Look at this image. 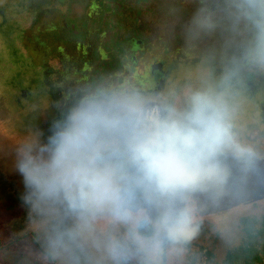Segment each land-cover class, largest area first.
Listing matches in <instances>:
<instances>
[{
    "label": "rangeland",
    "instance_id": "1",
    "mask_svg": "<svg viewBox=\"0 0 264 264\" xmlns=\"http://www.w3.org/2000/svg\"><path fill=\"white\" fill-rule=\"evenodd\" d=\"M30 10L31 0H0V264H223L240 241L239 219L264 214V83L243 86L231 60L220 68L217 57L170 61L166 96H176L158 103L159 114L187 123L199 96L230 144L212 145L210 179L161 190L134 155L145 125L110 111L100 120L93 102L49 95L50 78L30 56L46 36L23 34ZM132 97L120 98L129 112ZM73 108L82 109L88 137L119 139L121 171L97 170L74 151ZM142 222L149 236L139 233Z\"/></svg>",
    "mask_w": 264,
    "mask_h": 264
},
{
    "label": "flooded vegetation",
    "instance_id": "2",
    "mask_svg": "<svg viewBox=\"0 0 264 264\" xmlns=\"http://www.w3.org/2000/svg\"><path fill=\"white\" fill-rule=\"evenodd\" d=\"M34 2L37 11L30 10L23 34L27 39L40 28L46 36L43 46L32 45L30 56L50 78L49 95L58 97L55 103L63 95L93 102L100 120L110 111L113 119L138 120L146 126V135L155 131L154 122L168 119L159 114L158 103L176 96H166L170 61H188V55L197 60L217 57L214 68L231 60L239 81L251 91L264 83V0H31V5ZM53 23L59 29L54 30ZM247 73L251 80H246ZM122 94L133 96L131 112L127 99L120 103ZM78 110L69 115L71 142L78 145L73 150L97 170L121 171L127 156L119 139L109 134L88 137L85 116ZM221 141L230 144L229 139ZM85 151H109L122 167L102 166Z\"/></svg>",
    "mask_w": 264,
    "mask_h": 264
},
{
    "label": "clouds",
    "instance_id": "3",
    "mask_svg": "<svg viewBox=\"0 0 264 264\" xmlns=\"http://www.w3.org/2000/svg\"><path fill=\"white\" fill-rule=\"evenodd\" d=\"M208 106L201 97H194L187 123L175 119L154 122L155 131L137 141L135 159L161 190L212 177L211 147L222 138L224 129L218 117L205 114Z\"/></svg>",
    "mask_w": 264,
    "mask_h": 264
},
{
    "label": "trees",
    "instance_id": "4",
    "mask_svg": "<svg viewBox=\"0 0 264 264\" xmlns=\"http://www.w3.org/2000/svg\"><path fill=\"white\" fill-rule=\"evenodd\" d=\"M241 238L237 245L226 250L223 264H263L264 263V214L260 217H241L238 221ZM138 231L149 236L152 227L142 222ZM30 264V263H29ZM31 264H40L33 261Z\"/></svg>",
    "mask_w": 264,
    "mask_h": 264
},
{
    "label": "water",
    "instance_id": "5",
    "mask_svg": "<svg viewBox=\"0 0 264 264\" xmlns=\"http://www.w3.org/2000/svg\"><path fill=\"white\" fill-rule=\"evenodd\" d=\"M86 156H88L89 158H91L94 162L100 164V165H106V164H110L113 166H118V167H122L121 162H118L116 160H113L110 156H109V151L106 152H90V151H85L83 152ZM117 153H113V155L115 156ZM112 155V154H110Z\"/></svg>",
    "mask_w": 264,
    "mask_h": 264
}]
</instances>
